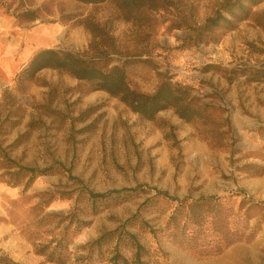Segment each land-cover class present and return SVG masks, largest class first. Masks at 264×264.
<instances>
[{
    "label": "rangeland",
    "instance_id": "rangeland-1",
    "mask_svg": "<svg viewBox=\"0 0 264 264\" xmlns=\"http://www.w3.org/2000/svg\"><path fill=\"white\" fill-rule=\"evenodd\" d=\"M218 1L165 0L149 22L132 23L110 1L0 0V48L11 38L2 24L12 21L22 31L45 26L37 38H47V48L104 49L113 59L144 53L149 65L130 77L137 90L151 94L171 77L193 86L201 102L219 105L207 112L223 119L209 141L201 125L184 122L171 109L143 120L117 98L52 69L42 70L20 91L15 76L43 45L30 43L26 50L21 45L15 56L7 54V68L0 66V258H5L0 264H111L114 252L127 264L213 259L167 241L168 218L176 200L184 198H223L224 204L247 210L264 237V199L252 190L254 181L264 178V79H226L233 67L264 60L258 16L264 18V2L215 42L184 39L188 26L203 23ZM11 160L49 172L27 189L13 186L5 182L14 170L8 168ZM82 188L136 192L94 215L80 195ZM113 231L135 236L144 249L139 261L118 233L106 241ZM260 256L264 264V248Z\"/></svg>",
    "mask_w": 264,
    "mask_h": 264
},
{
    "label": "trees",
    "instance_id": "trees-1",
    "mask_svg": "<svg viewBox=\"0 0 264 264\" xmlns=\"http://www.w3.org/2000/svg\"><path fill=\"white\" fill-rule=\"evenodd\" d=\"M76 1L93 5L110 1L121 13L122 19L132 23L140 20L149 22L152 14L164 8L165 4V0ZM263 2L264 0H219L213 14L203 23L198 26H188L189 37L186 35L184 39L194 44L215 42L225 33L235 30L239 23L249 20L254 14L253 8ZM258 16L260 26L264 28L263 14ZM111 54L104 49L102 51L90 49L83 52L53 48L39 49L17 72L15 89L22 91L25 85L33 82L42 70L52 69L87 83L91 91H104L110 97L117 98L143 120L152 121L160 111L171 109L184 122L201 125L207 134L206 139L214 140L212 134L217 133L214 129L216 123L223 119L212 118L207 110H219V105L213 106L201 102L194 94L193 86L173 81L171 77L163 78L153 93L141 92L131 83L130 77L134 76L142 65H149V59L142 58L144 53L139 52L118 59H113ZM241 76L244 77V82L262 81L264 60L255 66L237 65L230 70L226 79L231 83L233 79ZM10 162L13 165L8 168L14 170L8 173L10 178L5 182L13 186L23 184L27 189L36 177L49 172L47 169L18 165L12 160ZM135 192L136 189L122 188L96 193L88 188H82L80 195L90 205L95 215L106 208L118 206L129 200ZM157 194L168 198L167 193ZM223 201V198L216 196L176 200L177 205L166 224L167 241L202 259L217 257L234 244L253 241L259 232V227L251 225L247 210L235 209L234 206L226 205ZM117 233V238L124 237L129 242L130 248L134 251L133 259L139 261L144 249L133 234L127 231H113L105 236L106 241L113 240V236ZM55 260L62 262L60 258ZM109 261L111 264L128 263L118 252H114Z\"/></svg>",
    "mask_w": 264,
    "mask_h": 264
},
{
    "label": "crops",
    "instance_id": "crops-1",
    "mask_svg": "<svg viewBox=\"0 0 264 264\" xmlns=\"http://www.w3.org/2000/svg\"><path fill=\"white\" fill-rule=\"evenodd\" d=\"M4 22L5 23L2 24V26L6 27V32L11 33V38L4 39V42L2 43L4 46L3 48H0L1 53H3V51L6 52V54L0 56V66L7 68L6 65L8 64L9 55L12 53V55L15 56V51H19L21 49V45L22 50L29 49V47H31L29 45L30 43H37L39 45H43L41 48H47V46L44 45L48 41L47 38H37V33L42 32V30L46 28L45 26H37L30 31H22L21 27L13 25L12 21L9 23L6 21ZM7 27H9L11 31H7ZM37 50L38 49H36V51ZM6 73H10V71H6ZM252 190L259 194V198L264 199V178L261 177L259 181L258 179L255 180ZM263 248L264 237H262V235L260 236L259 233L252 242L234 244L219 256L213 257V259L200 261L199 264H260L259 257H261L260 255Z\"/></svg>",
    "mask_w": 264,
    "mask_h": 264
}]
</instances>
